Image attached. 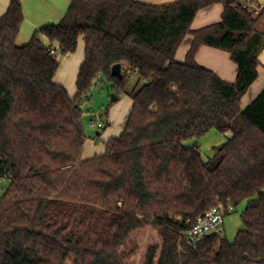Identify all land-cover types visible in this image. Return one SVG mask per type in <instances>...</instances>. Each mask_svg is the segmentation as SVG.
Returning a JSON list of instances; mask_svg holds the SVG:
<instances>
[{
	"label": "trees",
	"instance_id": "obj_1",
	"mask_svg": "<svg viewBox=\"0 0 264 264\" xmlns=\"http://www.w3.org/2000/svg\"><path fill=\"white\" fill-rule=\"evenodd\" d=\"M217 5L220 23L191 29ZM250 5L262 14L254 17ZM263 16L264 5L248 0H72L59 24L20 47L22 0H10L0 18V188L9 182L0 198V264H130L148 231L161 244L147 248L142 264H264V90L242 106L259 78ZM187 36L192 45L178 63ZM81 39L72 98L55 81L61 62L51 51L72 55ZM201 47L230 55L235 83L197 63ZM132 77L124 133L103 156L83 159L82 97L101 80L127 93ZM212 130L232 136L204 161L199 141ZM244 201L234 243L211 236L188 245V223L216 208L226 216Z\"/></svg>",
	"mask_w": 264,
	"mask_h": 264
},
{
	"label": "rangeland",
	"instance_id": "obj_2",
	"mask_svg": "<svg viewBox=\"0 0 264 264\" xmlns=\"http://www.w3.org/2000/svg\"><path fill=\"white\" fill-rule=\"evenodd\" d=\"M250 9L254 11V17H258L262 14L261 9L256 5H250ZM221 20L217 23H220ZM201 21V16H199V18L196 17L193 24L195 23V26H199ZM191 29L198 30L194 28L193 25ZM258 30L264 32V16L259 21ZM189 37L190 36H187L185 38L184 42L182 43L177 52V55L185 53V47L189 41H187ZM82 45H84V42L81 39L79 42V47H82ZM79 51H81V49L79 50L78 48L74 54L62 57L59 53V49L57 48V55L62 66V74L59 76V79L63 81V84L65 86L57 82L56 83L62 85L69 92L72 98H75L77 94V79H75L73 75L72 71L74 66L71 68V62L73 61L72 59H77L78 55H80L81 52ZM136 82V77H132L128 85L127 93H117L113 91L111 85L107 81L101 80L93 86L90 94L82 97L81 102L82 109L84 111L83 123L85 128V134L87 137L83 151V159L90 160L95 157L103 156L106 153L108 143L112 139H118L122 136L132 111L133 100L130 94L136 87ZM113 97H116L118 100L113 101ZM91 121L102 122L104 128L102 130H98L90 127L89 124ZM231 136V133L222 134L217 132L216 130H212L209 134L203 137L199 141V149L203 160L208 161L210 158H212L215 154V148H218L225 144L231 138ZM195 143L196 140L193 139L186 141L184 145L185 147L189 148L194 146ZM8 186L9 182H3L1 184L0 198L6 192ZM255 198L256 196H254L252 199ZM246 206L247 201H244L237 208L233 209L228 215L225 216V233L223 235V238H225L230 243H234L238 232L244 230L241 215L246 209ZM141 237H143V248L140 253V256L136 259H133L130 264H142L144 260V254L147 248L149 246H157L161 244V241L158 239L157 235L152 231L144 233ZM136 239H140V237L132 236L129 241H134Z\"/></svg>",
	"mask_w": 264,
	"mask_h": 264
},
{
	"label": "crops",
	"instance_id": "obj_3",
	"mask_svg": "<svg viewBox=\"0 0 264 264\" xmlns=\"http://www.w3.org/2000/svg\"><path fill=\"white\" fill-rule=\"evenodd\" d=\"M147 5H153L158 7H167L173 5L180 0H134ZM258 5H264V0H248ZM72 0H22L24 23L22 25L19 37L17 39V45L22 47L27 45L36 31L49 26L57 25L61 22L67 13V10ZM10 0H0V18H2L8 11ZM223 13V7L221 5L214 6L212 8L199 12L197 18L201 16V23L199 26L193 27L198 29L205 26H211L221 20ZM202 29V28H201ZM189 40V41H188ZM188 43L185 47V53L176 56L178 63L185 61L186 55L191 48L192 38L187 39ZM43 43L48 46L47 40L44 38ZM47 44V45H46ZM57 46L54 47V51L57 53ZM81 49L80 55L77 59H72L71 68L73 67V75L75 79L78 78L80 66L84 60V45L79 47ZM67 58V57H66ZM71 58V57H68ZM71 60V59H68ZM196 61L199 65L213 71L221 80L227 83H235L238 75V69L235 63L231 60L228 53L211 49L208 47H201L199 50ZM260 67L258 68L259 78L256 83L249 89L247 94L242 99V106L247 107L251 104L256 97L264 90V47L259 54ZM68 62V61H65ZM63 65V64H62ZM62 66L60 67L55 81L59 84H63V81L59 79L62 74ZM61 70V71H60ZM61 85V86H62ZM65 86V85H64ZM99 135V134H98Z\"/></svg>",
	"mask_w": 264,
	"mask_h": 264
},
{
	"label": "built area",
	"instance_id": "obj_4",
	"mask_svg": "<svg viewBox=\"0 0 264 264\" xmlns=\"http://www.w3.org/2000/svg\"><path fill=\"white\" fill-rule=\"evenodd\" d=\"M52 54L55 51H51ZM90 127L102 130V122H90ZM233 209L230 208V211ZM225 233V211L222 208L212 209L204 216H200L196 221L187 225L183 235L188 245L194 249L206 238L211 236H223Z\"/></svg>",
	"mask_w": 264,
	"mask_h": 264
},
{
	"label": "water",
	"instance_id": "obj_5",
	"mask_svg": "<svg viewBox=\"0 0 264 264\" xmlns=\"http://www.w3.org/2000/svg\"><path fill=\"white\" fill-rule=\"evenodd\" d=\"M112 74L115 77L121 78L122 77V68L120 65H116L112 69ZM118 99L116 97H113V101H117Z\"/></svg>",
	"mask_w": 264,
	"mask_h": 264
}]
</instances>
